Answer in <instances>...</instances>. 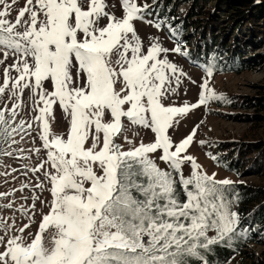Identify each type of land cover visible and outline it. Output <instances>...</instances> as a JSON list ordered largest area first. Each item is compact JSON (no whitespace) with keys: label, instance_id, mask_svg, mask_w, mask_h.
<instances>
[{"label":"snow or ice","instance_id":"6c2138e0","mask_svg":"<svg viewBox=\"0 0 264 264\" xmlns=\"http://www.w3.org/2000/svg\"><path fill=\"white\" fill-rule=\"evenodd\" d=\"M16 3L0 0V63L14 58L4 69L0 95L15 98L10 108L0 107V155L23 152L9 150L19 142L15 137L22 140L33 122L40 125L47 158L30 171L43 173L51 200L35 233L24 235L34 211L16 233L14 224L0 227V264H217L208 259L215 247L231 248L248 231L233 210L239 193L229 191L231 179L209 175L188 154L199 125L179 142L169 134L190 109L230 102L210 87L215 66H204L198 103L177 106L167 101L186 73L169 55L188 58L189 52L181 43L164 47L158 37L145 49L136 20L178 36L170 23L146 20L152 5L122 0L117 17L106 11V0H25L10 20ZM26 90L38 113L33 122L17 120ZM54 105L68 119L66 134L51 131ZM124 119L151 130V142L125 137L128 149L117 143Z\"/></svg>","mask_w":264,"mask_h":264},{"label":"rangeland","instance_id":"374dc122","mask_svg":"<svg viewBox=\"0 0 264 264\" xmlns=\"http://www.w3.org/2000/svg\"><path fill=\"white\" fill-rule=\"evenodd\" d=\"M158 1L137 0L140 5L145 3L152 5L149 9L152 15L146 16V20L158 18L156 13ZM106 3L108 5L106 11L117 17L123 15L122 0H106ZM24 5L25 0H17V3L11 8L8 18L14 20L17 11L24 7ZM188 6V3L180 4L177 11H186ZM215 13L216 15L212 17L217 18L219 22L215 27L211 26L208 31L215 32L217 36L227 32L225 38L230 44L238 41L237 39H241L238 46L240 49L239 54L248 67L241 71L214 73L209 78L210 87L214 88L217 94H225L228 101H233L232 105H222L223 103H219L222 101L213 100L207 105L190 109L187 114L178 118L179 123L169 130V134L175 142H179L186 138L194 127L199 125L194 141L188 149V154L196 158L197 162L202 165L203 170L209 175L216 173V179L228 178L233 182L242 181L263 186L264 177L260 174H235L216 165L212 158L217 152H226L230 146L235 147L234 144L238 143V141L264 139V107L261 109L259 105L252 101V97L264 95V35L255 38V33L249 34L247 30H253V25L248 24L249 29H237V39H235L231 35V22L226 17H221L219 10ZM249 18L251 17L248 16L247 19ZM241 19L242 17L238 20ZM106 23V18L101 20V25ZM134 23L138 34L143 40L145 49L149 46V42L153 37H158L163 46L169 49H172L177 43H181L168 34L166 26L158 29L153 24L140 20H136ZM259 29L264 34V18L260 22ZM246 44L249 46V49L244 50V47L247 46ZM2 59L3 54L0 52V60ZM169 59L175 61L183 68L186 77H182L178 91L167 102L175 103L177 106H182L185 102L189 104L198 103L201 91L199 84L202 82V77H206L204 68L181 55L170 54ZM113 60H115V56ZM13 62L14 58L9 56L6 61L0 63V85H2L4 80L5 67L11 65ZM11 75L13 77L16 76L15 71H12ZM192 81H195V83ZM45 87L51 90L47 82L45 83ZM119 87L120 85L117 84V89ZM22 100L24 106L18 109L19 116L17 120L24 119L27 122H33V117L38 113L32 110L33 101L31 94L27 90ZM14 102L15 98L9 100V92L6 91L3 95H0V105L2 107L7 103L10 108ZM53 110V119L50 121L51 131L55 134H66L69 122L62 113L61 106L54 105ZM254 114H258V116ZM123 124L124 128L116 139V142L122 144L125 149L131 147L125 141V137H128L136 144H139L141 140L145 143L151 142L153 138L151 130L145 129L142 126H135L127 119L123 120ZM41 130V126L33 122L32 129L27 134H23L22 140L21 136L17 135L15 139L19 142L12 145L11 149H9L10 151L23 149V152L13 151V155L11 156L0 155V193H13L0 198V227L12 226L14 224L12 233H16L24 224L29 223V216L34 211V219L31 221L30 228L26 229L24 233L26 237L29 232L35 233L37 231L38 223L41 220V211L44 213L48 212L46 204L51 200L43 173H33L30 171L31 168L37 167L47 158V151L43 148L42 140L40 139ZM201 140L207 141V143L201 146L199 144ZM223 147L225 149H222ZM37 148L40 149L39 154L34 151ZM251 152L248 147H243L239 150V154L243 155L242 159L246 158L248 153ZM157 163L161 168L166 167L159 160H157ZM26 165L27 167H25ZM183 171L185 176H188L192 169L186 164ZM38 181H44L46 187L36 190H33L32 187H23L24 185L34 186ZM37 196H39V199H36ZM41 201L44 202L43 205ZM34 202L35 209L33 210L31 205ZM9 203L12 204L11 207H4V205H8ZM213 234L214 232L209 233L210 236ZM0 235H4V232L0 231ZM228 264H264V244H249L242 256L234 257Z\"/></svg>","mask_w":264,"mask_h":264},{"label":"trees","instance_id":"16d2710c","mask_svg":"<svg viewBox=\"0 0 264 264\" xmlns=\"http://www.w3.org/2000/svg\"><path fill=\"white\" fill-rule=\"evenodd\" d=\"M185 3H188V9L177 11L179 5ZM217 10L221 12V17H226L231 22L233 38L237 39V29H249L248 24L253 25V30H247L249 34L255 33V38L264 35L259 29L264 18V0H159L156 7L157 17L177 29L178 36L173 39L186 45L189 52L186 59H191L202 68L205 65H214L216 68L214 73L245 70L248 65L239 54L238 48L241 39L230 44L225 38L227 32L217 36L215 32L208 31L219 22L217 18L212 17L216 15ZM248 16L251 18L247 19ZM238 17L242 19L238 20ZM167 32L170 35L168 28ZM246 49H249L248 45L244 47V50ZM252 101L261 109L264 107V95L254 96ZM219 103L232 105L233 101ZM234 145L235 147L230 146L226 152H217L215 156L219 158V163L214 160L216 165L235 174H260L264 177V139L238 141ZM243 147H248L252 151L244 159L243 155L239 154ZM229 191L239 193V203L233 206V210L240 214L239 227L248 231L242 238H237L231 248L223 245L215 247L208 259L215 260L217 264H228L234 257L242 256L249 244H264V185L239 181L234 182L233 188Z\"/></svg>","mask_w":264,"mask_h":264},{"label":"crops","instance_id":"0c3cea01","mask_svg":"<svg viewBox=\"0 0 264 264\" xmlns=\"http://www.w3.org/2000/svg\"><path fill=\"white\" fill-rule=\"evenodd\" d=\"M122 130H123V129H122ZM121 132H122V131H121ZM120 134H121V133H120ZM120 134L117 136V138L120 136ZM117 138H116V139H117Z\"/></svg>","mask_w":264,"mask_h":264},{"label":"built area","instance_id":"2783aa9c","mask_svg":"<svg viewBox=\"0 0 264 264\" xmlns=\"http://www.w3.org/2000/svg\"><path fill=\"white\" fill-rule=\"evenodd\" d=\"M0 107H2V106L0 105Z\"/></svg>","mask_w":264,"mask_h":264}]
</instances>
